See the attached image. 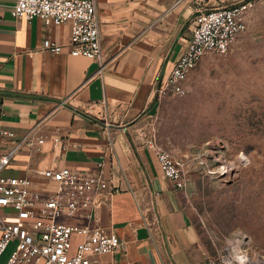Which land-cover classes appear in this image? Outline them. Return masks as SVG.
<instances>
[{
  "label": "crops",
  "instance_id": "obj_1",
  "mask_svg": "<svg viewBox=\"0 0 264 264\" xmlns=\"http://www.w3.org/2000/svg\"><path fill=\"white\" fill-rule=\"evenodd\" d=\"M236 1L95 0L102 64L47 49L67 42L69 24L0 11V156L14 147L2 131L13 132L16 141L29 132L45 136L38 151L20 145L0 175L28 176L35 189L46 192L57 185L39 171L92 172L101 162L109 192L90 225L116 234L121 246L90 264H210L216 255L188 210L184 188L162 176L147 139L162 101L154 85L188 44L195 15ZM251 1L246 30L229 54H217L225 59L223 67L248 64L255 45L264 49V0ZM214 56L201 59L188 88L196 72L204 75L219 65ZM79 240L73 235V246Z\"/></svg>",
  "mask_w": 264,
  "mask_h": 264
},
{
  "label": "built area",
  "instance_id": "obj_2",
  "mask_svg": "<svg viewBox=\"0 0 264 264\" xmlns=\"http://www.w3.org/2000/svg\"><path fill=\"white\" fill-rule=\"evenodd\" d=\"M252 6L251 0H240L199 11L188 44L169 73L158 78L154 93L158 97L185 95L191 71L205 55H226L230 51L238 35L246 30V15ZM0 11L28 21L35 17L54 24H69L67 42L50 43L47 49L53 53L67 50L73 56H85L102 64L95 0H14L11 5H0ZM1 135L9 138L14 147L0 156V169L20 145L38 151L45 142L44 135L30 132L17 141L13 140V132L2 131ZM147 146L154 151L162 176L176 188H183L181 172L172 154L156 142L154 129ZM38 173L44 181L56 183V189L43 192L33 187L28 176L0 175V207L7 209L0 212V256L14 244L4 264H90L96 256L120 248L116 234L90 225L93 210L109 192L101 162L92 172L60 167ZM75 234L80 240L73 246ZM243 241L239 235L230 237L209 263L264 264V253L250 252Z\"/></svg>",
  "mask_w": 264,
  "mask_h": 264
},
{
  "label": "rangeland",
  "instance_id": "obj_3",
  "mask_svg": "<svg viewBox=\"0 0 264 264\" xmlns=\"http://www.w3.org/2000/svg\"><path fill=\"white\" fill-rule=\"evenodd\" d=\"M249 54L253 64L248 59L228 67L225 55L212 54L219 65L196 72L188 88L198 64L185 95L160 97L153 127L181 172L188 210L214 252L239 235L250 252L264 253V49L255 45Z\"/></svg>",
  "mask_w": 264,
  "mask_h": 264
}]
</instances>
